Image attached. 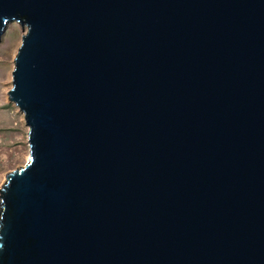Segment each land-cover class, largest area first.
<instances>
[{
    "label": "water",
    "instance_id": "obj_1",
    "mask_svg": "<svg viewBox=\"0 0 264 264\" xmlns=\"http://www.w3.org/2000/svg\"><path fill=\"white\" fill-rule=\"evenodd\" d=\"M12 22L0 264H264V0H0Z\"/></svg>",
    "mask_w": 264,
    "mask_h": 264
},
{
    "label": "rangeland",
    "instance_id": "obj_2",
    "mask_svg": "<svg viewBox=\"0 0 264 264\" xmlns=\"http://www.w3.org/2000/svg\"><path fill=\"white\" fill-rule=\"evenodd\" d=\"M27 28L13 22L0 37V189L6 174L23 168L30 159L29 127L24 114L10 101L14 61Z\"/></svg>",
    "mask_w": 264,
    "mask_h": 264
},
{
    "label": "bare ground",
    "instance_id": "obj_3",
    "mask_svg": "<svg viewBox=\"0 0 264 264\" xmlns=\"http://www.w3.org/2000/svg\"><path fill=\"white\" fill-rule=\"evenodd\" d=\"M13 23V22H12ZM11 24V23H10Z\"/></svg>",
    "mask_w": 264,
    "mask_h": 264
}]
</instances>
